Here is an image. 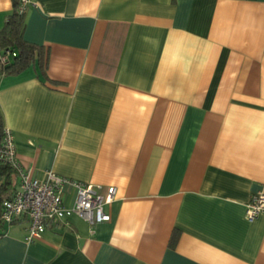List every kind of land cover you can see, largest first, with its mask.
<instances>
[{
	"label": "crops",
	"instance_id": "crops-1",
	"mask_svg": "<svg viewBox=\"0 0 264 264\" xmlns=\"http://www.w3.org/2000/svg\"><path fill=\"white\" fill-rule=\"evenodd\" d=\"M24 21L45 74L0 71V128L31 176L115 194L109 220L31 242L25 217L4 222L0 264H264V212L245 218L264 190V0H32Z\"/></svg>",
	"mask_w": 264,
	"mask_h": 264
},
{
	"label": "built area",
	"instance_id": "built-area-1",
	"mask_svg": "<svg viewBox=\"0 0 264 264\" xmlns=\"http://www.w3.org/2000/svg\"><path fill=\"white\" fill-rule=\"evenodd\" d=\"M19 11L25 12L32 0H18ZM15 51L0 48V67L9 64ZM0 163L12 165L17 170L18 181L10 195L1 203V219L12 224L19 217L27 219L25 239L28 242L38 238L48 224H56L70 214H76L89 224L107 221L110 214L105 205L115 194L114 186L105 189L100 184L83 183L62 177L48 170L45 178L31 176L19 163L15 150L12 130L2 127L0 135ZM66 183L76 188V196L71 206L63 202V186ZM264 212V190L251 196L245 205V218L254 220Z\"/></svg>",
	"mask_w": 264,
	"mask_h": 264
},
{
	"label": "trees",
	"instance_id": "trees-1",
	"mask_svg": "<svg viewBox=\"0 0 264 264\" xmlns=\"http://www.w3.org/2000/svg\"><path fill=\"white\" fill-rule=\"evenodd\" d=\"M12 6L11 12L0 28V48H8L15 51V55L9 64L0 67V71L2 73H17L36 62L44 75L43 69L47 61V51H45L43 46L24 39V12L19 11L18 0H12ZM16 176L17 170L12 165L0 163V178H3L0 186V213L3 198L8 196L15 188L14 181ZM3 230L4 221L0 217V234Z\"/></svg>",
	"mask_w": 264,
	"mask_h": 264
}]
</instances>
